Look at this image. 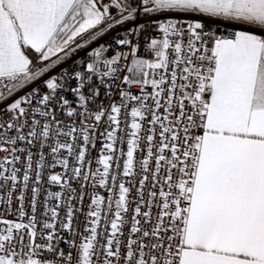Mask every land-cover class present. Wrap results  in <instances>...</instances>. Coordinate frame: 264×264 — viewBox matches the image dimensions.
Returning <instances> with one entry per match:
<instances>
[{"label":"snow or ice","instance_id":"1","mask_svg":"<svg viewBox=\"0 0 264 264\" xmlns=\"http://www.w3.org/2000/svg\"><path fill=\"white\" fill-rule=\"evenodd\" d=\"M0 264H264V0H0Z\"/></svg>","mask_w":264,"mask_h":264}]
</instances>
